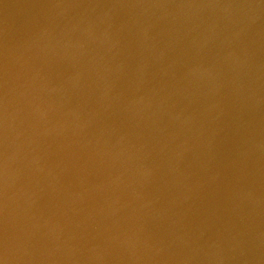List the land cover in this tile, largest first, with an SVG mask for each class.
<instances>
[{"label": "water", "instance_id": "obj_1", "mask_svg": "<svg viewBox=\"0 0 264 264\" xmlns=\"http://www.w3.org/2000/svg\"><path fill=\"white\" fill-rule=\"evenodd\" d=\"M0 264H264L233 0H0Z\"/></svg>", "mask_w": 264, "mask_h": 264}]
</instances>
